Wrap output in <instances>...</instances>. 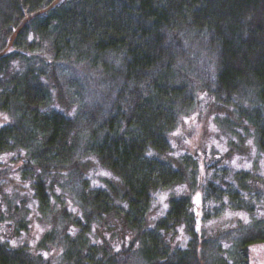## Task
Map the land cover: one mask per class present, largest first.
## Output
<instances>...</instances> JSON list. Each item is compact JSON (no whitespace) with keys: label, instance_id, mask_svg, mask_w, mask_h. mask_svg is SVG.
Segmentation results:
<instances>
[{"label":"trees","instance_id":"16d2710c","mask_svg":"<svg viewBox=\"0 0 264 264\" xmlns=\"http://www.w3.org/2000/svg\"><path fill=\"white\" fill-rule=\"evenodd\" d=\"M199 93L220 125L249 124L264 157V0H0V155L49 224L34 246L13 243L30 209L0 195V264H247L264 241L254 174L227 179L211 160L201 183L195 156H164ZM84 155L113 176L96 184ZM197 183L251 219L208 232L210 214L169 192L148 222L157 192Z\"/></svg>","mask_w":264,"mask_h":264},{"label":"rangeland","instance_id":"374dc122","mask_svg":"<svg viewBox=\"0 0 264 264\" xmlns=\"http://www.w3.org/2000/svg\"><path fill=\"white\" fill-rule=\"evenodd\" d=\"M198 96L193 107L181 112L176 125L169 132L168 138L172 150L168 155L164 156L172 161L179 154L187 153L195 156L198 163V181L201 183H204L210 176L205 164L218 161L219 169L229 173V175L227 174V179H230V176L235 171H248L254 174L253 176L258 180L257 183L263 189L264 187L260 184L259 179L264 178V157L258 153L251 126L246 122H240L234 129L220 125L217 122V115L221 114L217 111L213 98L200 93ZM7 120L8 114L0 111V125ZM0 159L3 161L0 164V195L3 197L2 204L8 199H11L14 203H19L21 199H24L26 206L30 209L27 214V216L29 215L27 231L19 236V241H16V237H13V241L11 238V241L34 246L49 224L34 215V199L26 183H21L18 180L16 165L9 166L6 164V154L4 156L0 155ZM81 161H83V173L91 175L96 184H99L103 177L110 178L113 176L109 170L99 164L95 156L84 155ZM258 184H256V187H258ZM203 186H199L197 183V186L192 191L188 187L176 185L157 192L148 212V222L150 224L153 223V220L164 212L169 192H184L190 195L194 204L192 209L197 220L202 218L204 214H210L208 218L203 217V222H197V227L201 225L205 231L209 230L208 232L216 231L217 229L228 230L232 225L245 224L251 219L245 209H233L232 203L230 205L223 204V199L221 201L220 196H205ZM243 196V200L252 201L250 203L253 208L258 205L254 204L253 198L249 199L248 196ZM226 200L225 198L224 201ZM3 207L5 208V206ZM254 215L256 217L264 215V209H260ZM181 233L180 236H176V239L184 236L182 230ZM247 258V264H264V241L250 244ZM240 261L238 260L236 264H243Z\"/></svg>","mask_w":264,"mask_h":264}]
</instances>
